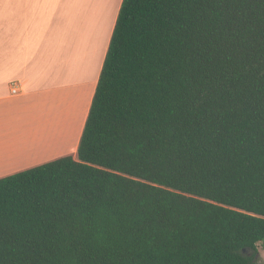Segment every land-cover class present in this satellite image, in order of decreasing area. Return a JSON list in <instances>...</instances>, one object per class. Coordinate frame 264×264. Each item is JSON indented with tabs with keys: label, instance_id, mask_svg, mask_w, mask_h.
I'll use <instances>...</instances> for the list:
<instances>
[{
	"label": "trees",
	"instance_id": "trees-1",
	"mask_svg": "<svg viewBox=\"0 0 264 264\" xmlns=\"http://www.w3.org/2000/svg\"><path fill=\"white\" fill-rule=\"evenodd\" d=\"M264 0H122L76 156L0 178V264H258Z\"/></svg>",
	"mask_w": 264,
	"mask_h": 264
},
{
	"label": "crops",
	"instance_id": "crops-1",
	"mask_svg": "<svg viewBox=\"0 0 264 264\" xmlns=\"http://www.w3.org/2000/svg\"><path fill=\"white\" fill-rule=\"evenodd\" d=\"M95 1L78 0L81 16L72 23L71 10L58 12L55 0H0V178L76 156L122 0H103L112 20L102 12L94 28Z\"/></svg>",
	"mask_w": 264,
	"mask_h": 264
},
{
	"label": "rangeland",
	"instance_id": "rangeland-1",
	"mask_svg": "<svg viewBox=\"0 0 264 264\" xmlns=\"http://www.w3.org/2000/svg\"><path fill=\"white\" fill-rule=\"evenodd\" d=\"M55 1H57V3H58L57 5H59V3L61 5V8H60V10L58 12H64V14H65L68 8L71 10V12L69 11L70 12L69 16H70V21L72 23H73V21L75 22V20H78L80 18L81 12L74 11L75 9H74V6H73V5H77L78 0H55ZM90 2H91V5H92V0H89L88 3H90ZM115 6H116V2L113 3V10L115 9ZM110 9H111V7L109 8V10H107L106 4L105 3L103 4V0H96L94 2L93 7H92V11H91V15H92L91 21H92V25L94 26V28L96 27L98 21H100L101 16H102V12H107L106 15L109 14V16L111 17V20H112L113 12H111ZM66 20H67L66 15H64V19H63L64 22H63L62 29L67 25ZM106 22H107V18H106ZM93 33H94V30L90 29L84 35V37H85L84 42L86 44V47H87L86 50L88 51V53H90V51L93 48V42H94ZM81 51H83V49H81ZM81 56L83 57L84 54H81ZM256 246H257V250H258V264H264V241L263 242H258L256 244Z\"/></svg>",
	"mask_w": 264,
	"mask_h": 264
},
{
	"label": "built area",
	"instance_id": "built-area-1",
	"mask_svg": "<svg viewBox=\"0 0 264 264\" xmlns=\"http://www.w3.org/2000/svg\"><path fill=\"white\" fill-rule=\"evenodd\" d=\"M12 92H16V88H12Z\"/></svg>",
	"mask_w": 264,
	"mask_h": 264
},
{
	"label": "bare ground",
	"instance_id": "bare-ground-1",
	"mask_svg": "<svg viewBox=\"0 0 264 264\" xmlns=\"http://www.w3.org/2000/svg\"><path fill=\"white\" fill-rule=\"evenodd\" d=\"M86 5V4H85ZM86 6H88V5H86ZM80 7V6H79ZM80 12V11H79ZM87 12V11H86ZM72 15V14H71ZM81 15V14H80ZM61 38V37H60ZM73 40V39H72ZM61 43V42H60Z\"/></svg>",
	"mask_w": 264,
	"mask_h": 264
}]
</instances>
